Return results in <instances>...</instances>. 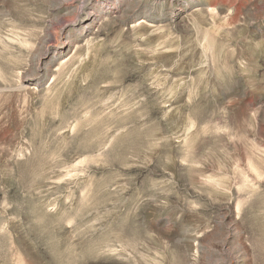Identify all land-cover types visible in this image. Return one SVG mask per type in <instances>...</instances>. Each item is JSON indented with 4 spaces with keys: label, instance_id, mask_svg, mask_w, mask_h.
Segmentation results:
<instances>
[{
    "label": "rangeland",
    "instance_id": "374dc122",
    "mask_svg": "<svg viewBox=\"0 0 264 264\" xmlns=\"http://www.w3.org/2000/svg\"><path fill=\"white\" fill-rule=\"evenodd\" d=\"M0 264H264V0H0Z\"/></svg>",
    "mask_w": 264,
    "mask_h": 264
}]
</instances>
